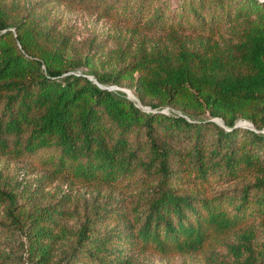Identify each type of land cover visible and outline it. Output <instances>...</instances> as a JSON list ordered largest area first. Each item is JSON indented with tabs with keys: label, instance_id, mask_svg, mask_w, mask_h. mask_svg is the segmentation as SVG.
I'll return each mask as SVG.
<instances>
[{
	"label": "trees",
	"instance_id": "16d2710c",
	"mask_svg": "<svg viewBox=\"0 0 264 264\" xmlns=\"http://www.w3.org/2000/svg\"><path fill=\"white\" fill-rule=\"evenodd\" d=\"M55 5L141 33L88 74L151 109L76 73ZM0 155L106 190L79 206L0 171V264H264V0H0Z\"/></svg>",
	"mask_w": 264,
	"mask_h": 264
},
{
	"label": "rangeland",
	"instance_id": "374dc122",
	"mask_svg": "<svg viewBox=\"0 0 264 264\" xmlns=\"http://www.w3.org/2000/svg\"><path fill=\"white\" fill-rule=\"evenodd\" d=\"M23 4H29L35 0H16ZM51 16L60 22V29L68 27V29L73 34V47L68 52V56L72 59L84 60V56L88 53L90 64L80 67L76 73L86 74L87 77L94 79L91 72L105 73L112 71L114 68V63L107 62L105 58V53L113 50L120 46H125L128 42L135 45L137 39L142 37L141 33L134 32L132 26H127L125 24H114L113 22L102 18L98 15L96 11H70L67 7L63 5H55L51 9ZM145 42L150 43L157 40L158 35L147 34L145 35ZM104 40L105 47L103 52H96V49H89L87 51L86 46L89 40ZM106 87H116L112 90L120 91L125 93V96H129L143 110L151 109L150 105L141 104L134 95L133 86H128L126 83L122 84H109ZM127 93V94H126ZM163 111H174L178 112L177 109H171L170 107H163ZM204 115H197V118H201ZM216 122L219 120H215ZM245 123V122H244ZM240 122L238 124H244ZM248 124V123H247ZM250 127V125H246ZM245 126V127H246ZM0 171L6 174L12 181H17L20 183H25L31 188H36V192L42 195L44 199L56 200L59 196H70V199L77 200L78 205L81 206L84 203L98 202L101 196L106 193L104 188H101L98 193L91 186H67L59 181H53L50 185L49 183L43 181L44 174L42 171L35 169L28 162L23 160H11L6 159L4 156L0 155ZM242 179L237 183H241ZM236 183V184H237ZM235 185V183L231 184ZM41 189L39 190V188ZM112 197L120 199L115 193ZM257 229L261 231V236H264V225L257 224ZM138 260L142 264H203L200 257L190 256V255H172V256H159L154 253H147L145 255H139Z\"/></svg>",
	"mask_w": 264,
	"mask_h": 264
},
{
	"label": "water",
	"instance_id": "95a60500",
	"mask_svg": "<svg viewBox=\"0 0 264 264\" xmlns=\"http://www.w3.org/2000/svg\"><path fill=\"white\" fill-rule=\"evenodd\" d=\"M90 80H93V82H95V83H97V81L95 80V79H92V78H90V77H88ZM100 87H103V88H107V89H109L108 87H106V86H103V85H101V84H99V83H97ZM127 94V93H126ZM129 100H132V98L131 97H129L128 95L126 96ZM138 106V105H137ZM218 122V121H217ZM219 124L220 125H223V123H222V121L221 120H219ZM246 125H250V124H246V123H244L243 124V126H246ZM250 127H251V125H250Z\"/></svg>",
	"mask_w": 264,
	"mask_h": 264
},
{
	"label": "built area",
	"instance_id": "2783aa9c",
	"mask_svg": "<svg viewBox=\"0 0 264 264\" xmlns=\"http://www.w3.org/2000/svg\"><path fill=\"white\" fill-rule=\"evenodd\" d=\"M113 88H116V87H110L109 89L112 90ZM147 110H149V109H147Z\"/></svg>",
	"mask_w": 264,
	"mask_h": 264
}]
</instances>
